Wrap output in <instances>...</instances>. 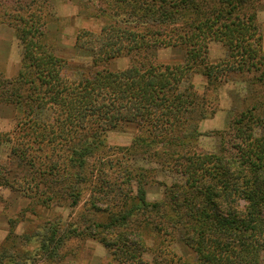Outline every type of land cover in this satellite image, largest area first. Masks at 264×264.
<instances>
[{"label":"rangeland","instance_id":"rangeland-1","mask_svg":"<svg viewBox=\"0 0 264 264\" xmlns=\"http://www.w3.org/2000/svg\"><path fill=\"white\" fill-rule=\"evenodd\" d=\"M98 2L102 1L0 0V72L6 78H13L19 72L25 47L14 25L22 27L26 20L27 27H30V19L35 12L41 15L40 24L35 21V27L39 31L42 29L45 42L62 61L60 70L63 77L91 79L105 68L111 71L129 68L132 62L128 56L111 57L105 66L95 53L96 42L91 33L96 35L103 28V20L96 10ZM257 9L260 26L264 0ZM260 30L262 32L261 27ZM78 37L82 38V48L78 46ZM205 55L212 68L211 74L219 73L216 85L208 88L211 81L201 66L186 73L179 91L185 95L190 91L206 94L209 99L206 108L210 112L207 118H199V113L194 111L193 119L188 121H184L185 114L170 123L151 116L145 122L141 119L126 120L113 127L104 124L105 120L91 116L87 128L74 140L91 141V136L94 134L95 137L97 131L103 133L105 140L84 158L86 164L83 167L62 158L59 171L52 172V168L44 171L40 162H51L55 151L46 147L40 150L37 145L27 147L24 143L30 134L34 140L31 130L25 127L30 120L43 126L54 122L53 106H41L30 115L20 105L0 102V249L4 245H13L18 251H28L32 258L29 264L200 263L195 244L199 234L193 233L199 220L180 217L178 213L182 215L192 211L189 210L192 202L196 208L203 209L207 202L205 191L213 187L215 181L208 172L196 174L198 178L195 181L190 173L191 155H217L224 157L226 162L239 158L246 133L236 131L232 123L246 109L249 95H252L251 75L240 69L238 59L232 57L224 43L209 42ZM148 57L156 65L184 64L187 49L149 48ZM259 114L260 119H264L263 110ZM195 123L198 135L195 134L194 141L163 142L164 137L185 134ZM253 129L256 136L264 135V122ZM44 133L48 139L56 136L49 131ZM154 137L156 141L163 138L161 142L154 143ZM72 139L55 143L60 150L57 149V153L63 155L65 148L72 146ZM23 149H26L25 154L27 159H32L31 162L20 157ZM207 164L208 168L214 169L211 163ZM226 167L230 169L228 163ZM235 167L231 164L232 170L219 175L222 179L228 178L238 172ZM143 176L146 200L160 203L172 220L167 223L166 216L160 218L155 211L137 210L138 218L130 220L134 226L129 235V241L135 245L128 244L130 252H125L123 237L128 229L124 225L106 229L94 223H108L113 212L128 206L131 203L129 196L138 193V177ZM232 191H237V188ZM230 194L226 190H217L204 210L214 214L212 216L221 212L230 218L243 217L249 203L238 198L237 194L230 199ZM73 197L78 199L77 204H74ZM52 225L59 227L62 236L73 229H76V234L70 232L59 256L49 261L40 256L42 251L39 247L43 234ZM190 226L194 229H189ZM250 233L249 242L260 237L252 231ZM135 251L138 256L133 255ZM249 257L246 259H255L253 254ZM245 264L252 262L248 260ZM258 264H264V250L260 252Z\"/></svg>","mask_w":264,"mask_h":264},{"label":"trees","instance_id":"trees-1","mask_svg":"<svg viewBox=\"0 0 264 264\" xmlns=\"http://www.w3.org/2000/svg\"><path fill=\"white\" fill-rule=\"evenodd\" d=\"M101 1L96 3V10L98 17L103 20V28L96 35L91 33L96 42L95 53L105 66L111 57H130L131 66L125 70L111 71L105 68L91 79H67L61 74L62 61L45 42L42 29L39 31L35 27L34 22L40 24L41 15L36 12L32 15L30 27H27L26 20L22 27L14 25L24 43L25 53L15 77L6 78L0 72V102L20 105L30 115L36 108L50 105L55 114L54 122L47 126L29 121L25 127L31 130L34 140L32 141L31 134L26 136L25 145H37L41 147L40 150L46 147L49 151H55L51 162H40L42 170L52 168L53 172L60 170L62 158L66 159L65 162L83 167L86 164L84 158L103 144L104 135L98 131L95 137L94 134L91 136V141L74 140L87 128L91 116L98 117L100 121L105 120L104 124L113 127L126 120L141 119L145 122L151 116L170 123L181 119L185 114L184 121H188L193 119L194 111L199 113V118H207L210 114L206 108L209 100L207 95H199L196 91L185 95L179 91V86L190 69L202 66L204 74L211 81L208 88H213L219 73L211 74L212 68L207 63L205 53L209 42L224 43L232 57L238 59L240 69L251 75L249 81L252 95H249L246 109L232 123L236 131L246 133V141L240 146V157L229 162L222 156L193 153L190 173L197 181L196 174L208 172L215 181L213 187L205 191L206 206L211 203L214 192L221 189L231 193L230 199L237 194L238 198L247 200L249 206L243 217L230 218L221 212L212 216L214 214L204 210L206 206L199 209L192 202L189 209L192 211L178 215L199 220L193 231L194 234H199L195 241L200 255L198 264H245L248 260L252 264H258L260 252L264 250V135L256 136L253 128L264 122L259 114L261 110L264 113L263 35L257 20V8L263 0ZM77 43L79 47L83 46L81 37H78ZM154 47L186 48V63L156 65L148 57V49ZM194 126L188 127L183 135L164 137L163 142H186L188 139L194 141L195 134L198 135L196 123ZM47 131L55 134V138L48 139L44 133ZM70 137L73 138L72 146L65 148L63 155L57 153L59 147L55 143L66 142ZM155 138L153 142L159 143L163 137L157 141ZM25 151L26 149L22 150L20 157L31 162L32 159H27ZM45 158L49 159L48 156ZM207 163H211L214 169L208 168ZM227 163L230 169L226 167ZM231 164L236 165L238 172H231L228 178L222 179L219 174L232 170ZM143 178L144 176L138 177V193L129 196L131 203L128 206L113 212L108 223H94L106 229L124 225L128 229L127 235L123 237L125 252H130L129 245H135L129 241V235L134 226L130 220L138 218L137 210L143 208L146 212L155 211L160 218L166 216L167 223L172 220V217H167V213H164L166 211H163L160 203L146 200ZM233 188H237V191H232ZM73 198L74 204H77L78 199ZM189 229L194 228L190 226ZM74 230L76 229L65 232L62 236L57 225L48 228L41 239L40 256L49 261L56 260L65 239L70 237V232L76 234ZM251 231L255 236H260L254 242L248 241ZM243 236L247 237L243 239ZM251 254L255 259L247 260L246 258H251ZM133 255L139 254L135 251ZM31 261L28 251H18L13 245H4L0 249V264H29Z\"/></svg>","mask_w":264,"mask_h":264},{"label":"crops","instance_id":"crops-1","mask_svg":"<svg viewBox=\"0 0 264 264\" xmlns=\"http://www.w3.org/2000/svg\"><path fill=\"white\" fill-rule=\"evenodd\" d=\"M260 27H261V29H262V35H263V38H262V49H263V51H264V16H263V18H262V24L260 25ZM16 73V72H15ZM14 73V74H15ZM17 74H18V72H17ZM17 74H15V76L17 75Z\"/></svg>","mask_w":264,"mask_h":264}]
</instances>
